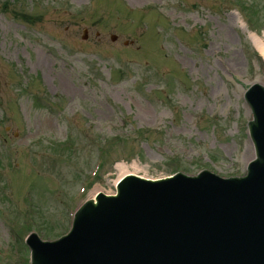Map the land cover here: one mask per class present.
<instances>
[{"label": "rangeland", "instance_id": "obj_1", "mask_svg": "<svg viewBox=\"0 0 264 264\" xmlns=\"http://www.w3.org/2000/svg\"><path fill=\"white\" fill-rule=\"evenodd\" d=\"M224 1L0 0V264H30L28 231L62 235L127 174L245 173L264 11L257 33Z\"/></svg>", "mask_w": 264, "mask_h": 264}, {"label": "water", "instance_id": "obj_2", "mask_svg": "<svg viewBox=\"0 0 264 264\" xmlns=\"http://www.w3.org/2000/svg\"><path fill=\"white\" fill-rule=\"evenodd\" d=\"M244 98L255 150L245 176L127 175L116 195L99 192L76 209L61 238L32 232V264H264V85Z\"/></svg>", "mask_w": 264, "mask_h": 264}, {"label": "trees", "instance_id": "obj_3", "mask_svg": "<svg viewBox=\"0 0 264 264\" xmlns=\"http://www.w3.org/2000/svg\"><path fill=\"white\" fill-rule=\"evenodd\" d=\"M237 5L240 7L241 11L243 12L244 16L247 18L248 22L250 25H252L256 29H261L258 24L256 19L254 18L253 14H258V12L264 11L262 6H260L256 1H250V0H237L236 1ZM263 9V10H262ZM261 19H264V14L262 15ZM71 149V148H65V150ZM109 153H107V156ZM50 235V234H48Z\"/></svg>", "mask_w": 264, "mask_h": 264}]
</instances>
